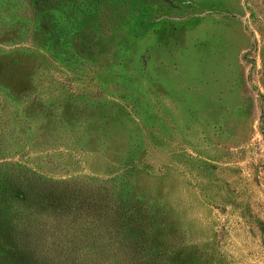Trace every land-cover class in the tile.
<instances>
[{
    "label": "rangeland",
    "instance_id": "obj_1",
    "mask_svg": "<svg viewBox=\"0 0 264 264\" xmlns=\"http://www.w3.org/2000/svg\"><path fill=\"white\" fill-rule=\"evenodd\" d=\"M0 0V264H264V0Z\"/></svg>",
    "mask_w": 264,
    "mask_h": 264
},
{
    "label": "trees",
    "instance_id": "obj_2",
    "mask_svg": "<svg viewBox=\"0 0 264 264\" xmlns=\"http://www.w3.org/2000/svg\"><path fill=\"white\" fill-rule=\"evenodd\" d=\"M116 1V0H115ZM128 0H124V3H126L127 5L129 4L128 2H127Z\"/></svg>",
    "mask_w": 264,
    "mask_h": 264
}]
</instances>
